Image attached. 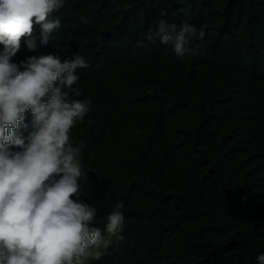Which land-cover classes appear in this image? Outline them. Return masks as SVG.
<instances>
[{
  "label": "trees",
  "instance_id": "16d2710c",
  "mask_svg": "<svg viewBox=\"0 0 264 264\" xmlns=\"http://www.w3.org/2000/svg\"><path fill=\"white\" fill-rule=\"evenodd\" d=\"M53 16L61 27L49 44L29 52L21 38L13 61L88 60L74 87L92 111L72 130L86 144L82 198L100 228L116 203L125 214L124 241L95 264H255L264 252V0H69ZM161 19L203 28L191 45L198 55L181 60L148 41Z\"/></svg>",
  "mask_w": 264,
  "mask_h": 264
},
{
  "label": "clouds",
  "instance_id": "9594fccd",
  "mask_svg": "<svg viewBox=\"0 0 264 264\" xmlns=\"http://www.w3.org/2000/svg\"><path fill=\"white\" fill-rule=\"evenodd\" d=\"M68 2L0 0V264H95L124 241L123 202L100 228L97 207L82 198L86 144L74 142L72 130L92 111L91 100L74 87L88 60L53 52L13 61L21 38L29 52L49 44L61 27L53 13ZM78 21L90 23L84 15ZM205 34L161 19L146 39L171 45L183 60L198 55L191 45ZM255 264H264V252Z\"/></svg>",
  "mask_w": 264,
  "mask_h": 264
}]
</instances>
